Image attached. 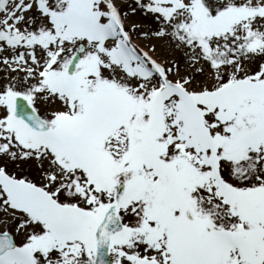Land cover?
<instances>
[{"label":"snow or ice","instance_id":"snow-or-ice-1","mask_svg":"<svg viewBox=\"0 0 264 264\" xmlns=\"http://www.w3.org/2000/svg\"><path fill=\"white\" fill-rule=\"evenodd\" d=\"M0 72V264H264V0H0Z\"/></svg>","mask_w":264,"mask_h":264},{"label":"rangeland","instance_id":"rangeland-1","mask_svg":"<svg viewBox=\"0 0 264 264\" xmlns=\"http://www.w3.org/2000/svg\"><path fill=\"white\" fill-rule=\"evenodd\" d=\"M157 43H159V42H157ZM161 53H160V51L158 50V53H157V55H160ZM166 55V54H165ZM2 75H4V73H2V72H0V76H2Z\"/></svg>","mask_w":264,"mask_h":264}]
</instances>
